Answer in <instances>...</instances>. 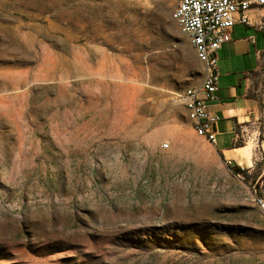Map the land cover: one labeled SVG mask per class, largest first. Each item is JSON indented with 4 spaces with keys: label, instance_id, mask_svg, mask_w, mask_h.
Segmentation results:
<instances>
[{
    "label": "rangeland",
    "instance_id": "1",
    "mask_svg": "<svg viewBox=\"0 0 264 264\" xmlns=\"http://www.w3.org/2000/svg\"><path fill=\"white\" fill-rule=\"evenodd\" d=\"M174 7L0 0V264H264V89L233 174L178 97Z\"/></svg>",
    "mask_w": 264,
    "mask_h": 264
},
{
    "label": "crops",
    "instance_id": "2",
    "mask_svg": "<svg viewBox=\"0 0 264 264\" xmlns=\"http://www.w3.org/2000/svg\"><path fill=\"white\" fill-rule=\"evenodd\" d=\"M248 18L250 25L235 24L230 41L218 51V91L208 108L220 119L213 146L242 167L252 164L245 129L254 128L261 115L258 93L264 89V6L252 8ZM240 138L245 145L233 147Z\"/></svg>",
    "mask_w": 264,
    "mask_h": 264
},
{
    "label": "built area",
    "instance_id": "3",
    "mask_svg": "<svg viewBox=\"0 0 264 264\" xmlns=\"http://www.w3.org/2000/svg\"><path fill=\"white\" fill-rule=\"evenodd\" d=\"M258 6H264V0H175L174 21L201 59L203 71L202 81L186 88L178 97L192 130L211 145L215 144V127L220 120L208 110L218 91V51L230 41L235 24L250 25L248 12ZM225 163L235 174L234 161L226 159ZM259 208L264 210V198L259 197Z\"/></svg>",
    "mask_w": 264,
    "mask_h": 264
},
{
    "label": "trees",
    "instance_id": "4",
    "mask_svg": "<svg viewBox=\"0 0 264 264\" xmlns=\"http://www.w3.org/2000/svg\"><path fill=\"white\" fill-rule=\"evenodd\" d=\"M235 148H238V147H243V144L242 143H235L234 146ZM233 172L235 174H240V175H243L244 174V170H241L238 166L234 165L233 166Z\"/></svg>",
    "mask_w": 264,
    "mask_h": 264
},
{
    "label": "bare ground",
    "instance_id": "5",
    "mask_svg": "<svg viewBox=\"0 0 264 264\" xmlns=\"http://www.w3.org/2000/svg\"><path fill=\"white\" fill-rule=\"evenodd\" d=\"M173 19H174V11H173ZM199 58V57H198ZM200 59V58H199ZM201 61V59H200ZM202 62V61H201ZM257 204L259 205V198H257ZM262 211H264L263 209H261Z\"/></svg>",
    "mask_w": 264,
    "mask_h": 264
}]
</instances>
